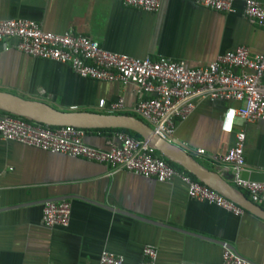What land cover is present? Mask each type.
Segmentation results:
<instances>
[{"label": "crops", "instance_id": "0c3cea01", "mask_svg": "<svg viewBox=\"0 0 264 264\" xmlns=\"http://www.w3.org/2000/svg\"><path fill=\"white\" fill-rule=\"evenodd\" d=\"M242 1L233 0L234 12L225 13L194 0H160L155 12L121 0H0V20L29 18L44 31L70 29L89 36L111 52L199 67L239 45L249 54L264 49V30L243 17ZM0 90L81 111L103 112L100 101L106 105L121 98L123 111L132 112L136 100L132 84L80 78L67 64L14 49L0 53ZM230 105L195 101L191 113L175 123L172 139L232 187L230 172L210 157L224 152L233 131L241 129L244 166L264 170V121L235 123L225 132L221 117ZM106 140L96 133L83 137L101 149ZM197 148L204 154H196ZM52 198L71 203L66 227L40 222L41 203ZM223 245L264 264V220L190 199L175 178L157 182L125 170L111 173L102 164L0 139V264H97L103 249L120 255L122 264H136L144 246L154 249V264H219Z\"/></svg>", "mask_w": 264, "mask_h": 264}, {"label": "built area", "instance_id": "2783aa9c", "mask_svg": "<svg viewBox=\"0 0 264 264\" xmlns=\"http://www.w3.org/2000/svg\"><path fill=\"white\" fill-rule=\"evenodd\" d=\"M124 6L155 12L160 0H121ZM202 7L225 13L234 12L233 0H194ZM241 13L245 19L264 30V2L243 0ZM14 49L28 56L67 64L78 77L104 82L132 84L135 103L132 112L142 119L151 132L170 142L175 123L186 118L197 100H222L226 107L221 117V129L230 109L235 110L234 123L264 121V49L249 54L243 45L225 50L199 67H187L181 60L165 57H130L102 48L89 36L68 29L61 33L44 31L29 18L0 20V53ZM50 98V94H45ZM103 112L123 110L122 99L104 104ZM233 127V125H232ZM106 135V148H96L83 141L85 134ZM232 144L210 159L231 174L233 189L257 205L264 204V182L242 180L244 133L233 131ZM242 137V138H241ZM0 139L14 141L48 153L63 154L106 166L109 172L125 170L157 182L177 179L184 185L190 199L215 205L233 215L243 209L222 193L178 170L174 163L157 153L142 138L123 130L80 128L70 125H48L24 116L0 112ZM195 153L204 154L203 149ZM69 200H47L41 203L40 222L45 227H66L70 218ZM155 251L150 246L141 250L136 264H154ZM120 255L101 250L97 264H122ZM219 264H254L232 249L223 246Z\"/></svg>", "mask_w": 264, "mask_h": 264}, {"label": "water", "instance_id": "95a60500", "mask_svg": "<svg viewBox=\"0 0 264 264\" xmlns=\"http://www.w3.org/2000/svg\"><path fill=\"white\" fill-rule=\"evenodd\" d=\"M0 108L3 111L15 113L48 125H70L80 128L96 129L121 128L130 130L140 138L147 140L165 159L192 174L199 181L219 191L243 210L249 211L264 220L263 208L236 192L217 173L195 163L187 154L189 149L182 143L174 139L170 142L160 139L151 132L150 127L143 120L136 116L116 112L58 109L41 98L24 97L18 92L6 90H0ZM239 177L242 180L264 182V170L245 167L240 172ZM61 199L67 198H52L51 200Z\"/></svg>", "mask_w": 264, "mask_h": 264}, {"label": "trees", "instance_id": "16d2710c", "mask_svg": "<svg viewBox=\"0 0 264 264\" xmlns=\"http://www.w3.org/2000/svg\"><path fill=\"white\" fill-rule=\"evenodd\" d=\"M116 113H122V114H126V115H133V116H136L133 112H128V111H123V110H120V111H116ZM138 117V116H136ZM139 118V117H138ZM142 120V119H141ZM116 130H123V131H126L128 132L129 134L133 135L134 137H137L139 138V136H137L135 133L131 132L130 130H127V129H121V128H115ZM174 167H176L178 170H183L182 168H180L179 166H177L176 164H173ZM185 171V170H184ZM190 177L192 178H195L192 174L188 173L187 171H185Z\"/></svg>", "mask_w": 264, "mask_h": 264}, {"label": "clouds", "instance_id": "9594fccd", "mask_svg": "<svg viewBox=\"0 0 264 264\" xmlns=\"http://www.w3.org/2000/svg\"><path fill=\"white\" fill-rule=\"evenodd\" d=\"M234 117H235V110L230 109L227 113V120L224 124V128L226 131H229V132L231 131L232 125L234 123Z\"/></svg>", "mask_w": 264, "mask_h": 264}]
</instances>
